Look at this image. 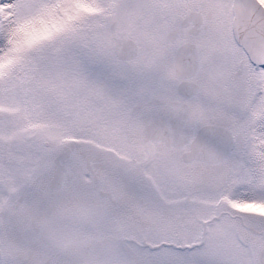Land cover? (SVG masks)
<instances>
[{"label":"snow or ice","instance_id":"6c2138e0","mask_svg":"<svg viewBox=\"0 0 264 264\" xmlns=\"http://www.w3.org/2000/svg\"><path fill=\"white\" fill-rule=\"evenodd\" d=\"M0 264H264V0H0Z\"/></svg>","mask_w":264,"mask_h":264}]
</instances>
